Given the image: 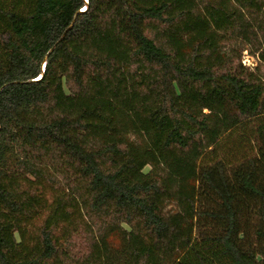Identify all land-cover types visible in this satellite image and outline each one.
I'll return each instance as SVG.
<instances>
[{"label": "trees", "instance_id": "obj_1", "mask_svg": "<svg viewBox=\"0 0 264 264\" xmlns=\"http://www.w3.org/2000/svg\"><path fill=\"white\" fill-rule=\"evenodd\" d=\"M263 103L264 0H0V264H264Z\"/></svg>", "mask_w": 264, "mask_h": 264}, {"label": "rangeland", "instance_id": "obj_2", "mask_svg": "<svg viewBox=\"0 0 264 264\" xmlns=\"http://www.w3.org/2000/svg\"><path fill=\"white\" fill-rule=\"evenodd\" d=\"M243 63L246 65H249L251 67H255L257 65V59L255 57H252L249 55L248 51H244V55H243ZM263 111H264V103H263ZM146 171L149 170V167H146L145 169ZM168 209H175V205L174 204H170L167 207Z\"/></svg>", "mask_w": 264, "mask_h": 264}]
</instances>
